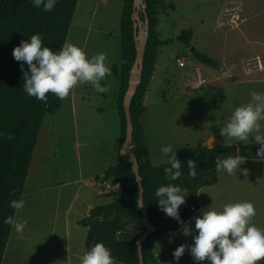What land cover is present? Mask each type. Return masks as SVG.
I'll use <instances>...</instances> for the list:
<instances>
[{"label": "rangeland", "instance_id": "obj_1", "mask_svg": "<svg viewBox=\"0 0 264 264\" xmlns=\"http://www.w3.org/2000/svg\"><path fill=\"white\" fill-rule=\"evenodd\" d=\"M163 1L156 31L160 38L173 40L159 47L145 89V111L140 123L147 146L143 157L148 165L169 162L160 151L163 145H172L177 154L190 151L197 144H244L222 137L220 128L235 107L248 103L254 93L264 94V70L247 72L243 68V59L251 54L259 55L264 64V20H260L264 19V0ZM232 1L239 6L238 20L219 25L218 15ZM121 8V0L77 1L65 43L81 47L89 57L106 54L112 74L101 84L107 85L109 91L100 93L90 83L78 84L67 98L60 99L56 111L44 115L40 142H36L34 149L41 166L34 172L32 167L27 174L19 198L25 204L14 213L17 219L27 220V224L22 233L11 226L1 264H80L86 252L87 227L74 228L72 224L82 210L81 198L74 196L75 188H87L85 202L95 206L118 198V184L113 180L105 184L103 175L96 176L99 186L90 184L93 173H102L101 168L109 164L113 144L117 161L118 145L124 137L117 112L119 76L112 72L113 64L119 67L121 61ZM252 12L255 14L250 16ZM182 28L192 30L189 46L175 39ZM190 46L214 58L217 67L198 62ZM177 58H185L198 67L206 84L198 89L186 86ZM99 107L104 110H98ZM238 168L246 171V177L240 172L230 175L217 169V182L198 191L200 210L210 207L219 211L225 204L249 203L256 209L252 222L264 229V163L244 158ZM97 189L103 196L96 195ZM194 223L195 217L187 224L194 227ZM182 228L153 241L157 264L188 263L187 249L179 261L173 258L178 245L192 242V236H185ZM136 230L135 225L127 224L118 233L132 234Z\"/></svg>", "mask_w": 264, "mask_h": 264}, {"label": "trees", "instance_id": "obj_2", "mask_svg": "<svg viewBox=\"0 0 264 264\" xmlns=\"http://www.w3.org/2000/svg\"><path fill=\"white\" fill-rule=\"evenodd\" d=\"M78 0H58L50 12L33 6L31 0H0V264L9 237L11 226L5 224L4 218L13 215L15 210L10 207L12 199H19L27 177L28 169L37 142L43 117L46 113L56 111L61 100L48 93L47 102L30 97L23 89L22 62L13 57V49L21 40H27L34 33L42 35L43 44L53 50H58L65 43V38ZM122 8L119 17L120 66H112V72L119 76V91L117 95V112L120 125L125 136V116L122 99L128 83L129 70L135 57L133 21L130 17L133 0H121ZM146 15L149 21L141 80L130 102V114L133 124L131 151L139 164V174L142 177L143 203L152 224L156 226L142 243L144 264H157V258L152 250V243L158 236L179 229L190 217L199 214L197 193L201 187L217 182V156L253 158L258 145L218 143L212 146L197 144L190 151L177 153L181 164L182 176L176 181L165 179L163 169L170 163L148 165L144 160L147 146L144 144V129L140 117L145 111L143 104L145 89L152 76L154 64L160 46L172 42L173 38L162 39L156 31L159 10L165 5L163 0H144ZM141 19L144 14L140 11ZM192 30L182 28L175 39L185 46L190 45ZM194 58L212 67H217V61L205 52L193 50ZM24 70H27L25 64ZM11 137V138H9ZM121 139L118 145L117 161L108 166L103 180H113L118 184V198L92 207L88 215L80 220L87 227L85 238L86 251L96 242H103L111 249V254L119 264H139L136 239L146 229L142 214L138 208V184L127 156L119 153ZM196 163L195 177L188 174L187 162ZM98 179V177H96ZM180 184L188 189L185 203L179 207L181 221L167 216L155 200V190L166 184ZM127 224L135 225L137 229L132 234L118 233ZM189 256L187 264H193ZM199 264V263H198ZM207 264V262H205ZM264 264V260L260 262Z\"/></svg>", "mask_w": 264, "mask_h": 264}, {"label": "clouds", "instance_id": "obj_3", "mask_svg": "<svg viewBox=\"0 0 264 264\" xmlns=\"http://www.w3.org/2000/svg\"><path fill=\"white\" fill-rule=\"evenodd\" d=\"M36 8L45 12L54 9L58 0H31ZM15 60L22 62L23 89L30 97L48 100V93L58 99H65L70 92L82 83H90L100 93L109 91L101 81L110 76L111 67L107 56L101 52L89 57L79 46L64 43L58 50L43 44L42 35L34 33L27 40H21L13 49ZM25 64L27 70H24ZM264 94H252L248 103L234 108L231 116L220 128L222 137H231L247 144L249 136L253 144L258 145L253 158L264 163ZM11 138V137H9ZM162 154L168 156L170 166L163 169L165 179L176 181L182 176L180 159L172 145H163ZM244 159V158H243ZM243 159L234 156H217L215 164L218 170H225L230 175L240 172L246 177V171L238 168ZM188 174L195 177L196 163L187 162ZM188 189L180 184L161 185L155 190V199L161 210L169 217L183 223L179 207L185 203ZM10 207L20 211L25 201L12 199ZM139 206H142V201ZM256 209L249 203L225 204L222 210L206 207L195 217L194 227L184 224L185 236H192L190 244L181 243L173 250V258L179 261L187 249L194 261L199 264H260L264 260V229L253 222ZM5 224L13 226L17 233H22L27 220L17 219L13 215L4 218ZM80 264H116L111 249L103 242L94 243L82 256Z\"/></svg>", "mask_w": 264, "mask_h": 264}, {"label": "water", "instance_id": "obj_4", "mask_svg": "<svg viewBox=\"0 0 264 264\" xmlns=\"http://www.w3.org/2000/svg\"><path fill=\"white\" fill-rule=\"evenodd\" d=\"M132 6L133 9L130 17L133 21L135 57L132 66L129 70L128 83L122 99V107L124 111L126 127H125V136L122 141L121 147L119 148V153L121 155L128 157L131 163L132 171L135 175L136 182L138 184V198H137L138 208L142 214L143 220L146 225V229L136 239V245H137L139 264H144L143 254H142V243L145 241L146 237L155 230L156 226L151 223L145 205L143 203L142 177L139 174L138 160L134 155V153L131 151L133 124L130 114V102L141 80L143 56H144L147 38L149 35V21L146 15V2L144 0H133ZM140 11L144 14L143 19H141L140 17ZM194 49H195L194 46H190V50L193 51ZM141 201H142V206H139ZM198 263L199 262L197 261L193 262V264H198Z\"/></svg>", "mask_w": 264, "mask_h": 264}, {"label": "built area", "instance_id": "obj_5", "mask_svg": "<svg viewBox=\"0 0 264 264\" xmlns=\"http://www.w3.org/2000/svg\"><path fill=\"white\" fill-rule=\"evenodd\" d=\"M230 6L225 7L218 15V24L236 23L239 18V6L236 1H232ZM177 66L181 69V78L188 87L198 89L206 84V78L195 65L188 63L185 58L176 59ZM243 68L247 72H260L264 70V64L261 57L257 54H251L243 59Z\"/></svg>", "mask_w": 264, "mask_h": 264}, {"label": "crops", "instance_id": "obj_6", "mask_svg": "<svg viewBox=\"0 0 264 264\" xmlns=\"http://www.w3.org/2000/svg\"><path fill=\"white\" fill-rule=\"evenodd\" d=\"M255 13L254 12H252L251 13V15L250 16H253ZM260 20H264V19H260ZM98 110H101V111H103L104 109H103V107H99V108H97ZM39 135V137H38V140H37V144L40 142V139L39 138H41V135L40 134H38ZM115 135H116V128H115ZM215 145V144H214ZM208 146V145H207ZM209 146H212V145H209ZM35 148H36V145H35ZM34 148V149H35ZM36 150V149H35ZM113 152H114V144L112 145V149H111V158H109V164L107 165H105V166H103L101 169L103 170V172H104V170L108 167V166H110V165H112V164H114L115 163V158H114V155H113ZM39 158L34 154V152H33V156H32V161H31V163H30V168L28 169V175H29V173L30 172H32V168L31 167H33V172L35 171V170H39V168H40V166H41V163H40V159L38 160ZM34 164V165H33ZM103 172L102 173H96V174H94L93 173V181L91 182V184L90 185H98L99 186V183L94 179L96 176H99V177H101L102 175H103ZM28 175H27V177L26 178H28ZM26 180V179H25ZM217 180H218V177H217ZM90 183V182H89ZM104 183L105 184H109L108 182H106V180H104ZM117 184V183H116ZM85 185V184H84ZM211 186V185H210ZM202 188V187H201ZM199 191V190H198ZM95 192H96V195H100V196H103V195H101V194H99V189H97V190H95ZM87 188H81V186L79 187H76L75 188V192H74V196L76 197V198H81V200H80V208L82 209L81 210V215L80 216H75L74 217V220L72 221V224L74 225V228L75 227H77V226H82V227H84V229H86V227L85 226H83V225H81L80 223H79V220H81L82 218H84L85 216H87L88 215V212H89V210L92 208V207H94L95 205H92V204H90L89 202L87 203V202H85V199L87 198ZM198 194V193H197ZM91 198V197H90ZM107 202H109V200L108 201H106L105 203H107ZM199 205V204H198ZM200 207V206H199ZM75 212H79V210L76 208L75 209ZM200 213V212H199ZM199 215V214H198ZM197 216V215H196ZM196 216H194V217H196ZM193 217H190L185 223H183V225L179 228V229H181L183 226H184V224H187V223H189L190 221H191V219H192ZM69 226H71L69 223H68V227ZM179 229H177V230H179ZM87 230V229H86ZM175 231V230H174ZM86 233H87V231H86ZM68 238V241H69V239H70V236H68L67 237Z\"/></svg>", "mask_w": 264, "mask_h": 264}, {"label": "bare ground", "instance_id": "obj_7", "mask_svg": "<svg viewBox=\"0 0 264 264\" xmlns=\"http://www.w3.org/2000/svg\"><path fill=\"white\" fill-rule=\"evenodd\" d=\"M36 149V148H35ZM34 165V164H33ZM32 168V167H31Z\"/></svg>", "mask_w": 264, "mask_h": 264}]
</instances>
